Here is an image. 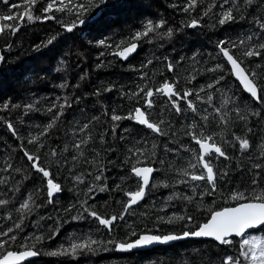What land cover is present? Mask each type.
Wrapping results in <instances>:
<instances>
[{
    "label": "trees",
    "instance_id": "1",
    "mask_svg": "<svg viewBox=\"0 0 264 264\" xmlns=\"http://www.w3.org/2000/svg\"><path fill=\"white\" fill-rule=\"evenodd\" d=\"M47 2L49 0H41L35 6L37 15H42V9ZM213 2L216 7L200 20V26L186 27L191 19L201 17ZM222 2L223 0H203L195 11L187 13L183 11L187 0H108L107 4L84 16L85 19L100 11L98 19L70 33L66 32L58 21L70 24L76 17L65 13H50L57 19L32 23L25 21L15 35L10 32L0 35V55L5 58L0 65V106L4 103L10 105L9 110L0 111V180L4 181L0 183V199L9 201L8 205L0 206V233L10 227L14 228L15 223L20 221L17 209L29 194H33L36 204L42 205L33 209L20 230L10 234L17 236V240L6 245L8 250L22 251L24 249L21 245L35 243L41 254L37 259L25 264H222L225 256L238 254L242 237L232 238L234 243L229 246L217 245L211 241L187 240L130 254L116 253L115 243H107L132 242L142 234H179L194 230L196 225L209 219L210 210H220L236 203L228 199L231 192L239 189L249 194L253 189L259 191L264 188V168L260 169L257 184L251 183L256 171L251 169V164H264L260 153V145L264 144V104L255 103L241 90L217 48L221 40L237 39L246 33L259 31L254 21L264 15V7L253 5L244 9L241 3L244 18L222 27L218 23L219 14L223 11L220 7ZM13 3L21 5L18 9H12L13 13L22 12L26 7L23 0H9L8 4L0 0V14L7 13L9 5ZM234 14L238 17L241 15L235 10ZM148 20H164L165 25L159 29V33H165L170 28L173 35L169 38L166 35L150 33L149 36L135 41L138 49L126 62L111 54L121 41H129L137 31H142ZM16 22L0 21L3 24ZM53 36L56 39L48 45L47 41ZM100 41H105L112 47L101 46ZM244 50L235 49V55L244 60L245 66L250 70L264 74V53L260 58L249 59L242 55ZM194 55L195 61L192 59ZM149 61L151 63H148ZM169 61L174 64V72L167 71ZM216 64H222L224 71L209 72L208 69ZM58 67L62 69L59 72L56 71ZM144 73H147V76L141 79ZM190 75L195 76L192 83L187 81ZM220 76L224 77L223 81L215 88L208 89L207 85L214 83ZM165 80H178L181 91L204 87L205 92L200 93L201 97L213 95V107L196 100L195 95L189 99L197 104L201 115H209L207 132L217 134V140L220 139L219 134L223 133L224 139L232 142L224 147L233 159H221L217 164L218 168H226L229 171V175L219 182L220 191L211 196H204L201 200L200 193L203 189L198 187L195 194L192 191L196 182L189 181L188 184L167 188L154 187L148 192L145 200L134 206L123 220L115 222L112 231L100 225L87 213L83 214L82 219H73L83 212L79 201L86 198L84 193L91 184L107 185L106 191L99 192L97 189L91 194L94 199L89 198L88 205L92 210L105 218L122 212L128 200L124 192L136 190L138 184L137 178L131 174V167L137 157L129 152L130 148L133 151L143 150L145 154L139 158L148 166L159 169L153 175L154 183L167 182L171 185L174 181L183 179L176 173L182 166H187L191 155L184 152L180 145L197 148L185 133L187 125L193 121L198 126L205 123L200 120L199 115L189 111L178 116L174 110L166 107L167 98L157 95L156 107L150 111L153 120L165 121L162 127L166 135L158 136L130 120H122L115 133L112 132L113 112L126 116L135 107H143V93L134 99L129 98L128 93L138 91L139 86L145 84L155 89ZM63 83H67L68 87L60 88L59 85ZM108 88L112 90L106 91ZM225 93L233 97L235 103H230L224 109L228 113V123L221 124L214 108L220 106ZM65 97L69 99L71 107L64 109V115L47 136H41L44 126L55 115L47 109L58 100L59 103H64ZM30 103L35 105V109L25 108ZM12 105L19 107H11ZM181 106L186 108L183 101ZM237 107L241 109V115L247 116V120L240 119L234 110ZM204 109H207V113ZM252 110L259 111L260 116L251 115ZM93 117L99 119L94 120ZM6 122L14 124L20 139L11 134ZM85 123L89 124L88 132L74 138L73 130ZM88 134L92 139L84 148L85 157L74 164L71 161V156L76 153L74 142ZM234 135L250 140L252 147L249 152L239 151L238 143L234 142ZM101 136L104 143L100 142ZM33 137L37 138V142L28 144V139ZM40 143L44 144L43 148H39ZM65 145L69 148L66 153L63 151ZM21 148L33 155H39L41 164L50 169L56 182L61 183L64 190L54 197L53 204L47 203L45 179L31 169ZM53 148L58 152L56 157L51 156ZM153 151L156 153V163H152L150 159ZM96 152L100 155L96 156ZM85 158L87 161L95 160L96 165L85 162ZM160 160L164 163L160 164ZM9 164L11 168L4 171ZM100 166L105 169L104 178L97 182L94 176L99 174ZM16 169L20 171L17 172ZM80 173L84 174V184L73 180V176ZM118 184L123 190L116 188ZM17 187L19 191L15 190ZM174 193L183 196L194 195L195 199L192 204L178 198L168 202L167 198ZM74 204L76 206L72 207L70 212L65 211ZM176 215H191L195 223L175 220L167 223L158 219ZM41 217L45 219L42 220ZM262 229L264 227L246 235L264 236ZM34 235H43L44 239L41 242L29 239ZM50 236L52 238H49ZM2 239L8 240V237ZM88 239L100 242L93 245L96 251L83 250L75 255L48 254L60 250L62 246L70 248L72 243H82Z\"/></svg>",
    "mask_w": 264,
    "mask_h": 264
},
{
    "label": "snow or ice",
    "instance_id": "2",
    "mask_svg": "<svg viewBox=\"0 0 264 264\" xmlns=\"http://www.w3.org/2000/svg\"><path fill=\"white\" fill-rule=\"evenodd\" d=\"M4 4H8L9 0H2ZM41 0H23V3L26 7L22 12L13 13L12 9H18L21 7L20 4H10L7 13L0 14V21H17L12 24H3L0 23V35H4L6 32H10L11 35H15L17 31H19L20 27L23 26L24 22L32 23L35 21H47V20H56L57 17L50 13H65L67 15H74L76 17L70 24H63L62 21H58L62 23V26L65 28V31L72 32L75 28L83 26L86 23L84 16L92 11L95 8H99L101 5H105L108 3V0H49L46 6L42 9V15H37L34 11L35 6L40 3ZM203 0H187L186 6L183 8L184 12L190 13L195 11V9L202 3ZM241 3L244 6V9H247L253 5H257L259 7H264V0H223L220 7L223 11L219 14L220 18L218 23L220 26H224L225 24L237 22L238 19H243V10L241 9ZM225 5H230L229 7H225ZM216 7V3L213 2L210 4L203 12L201 17L193 18L190 22L187 23L186 27L196 28L200 26V20L203 19L204 16H208L210 12H212L213 8ZM234 10L236 12H240L241 15L238 17L234 14ZM255 25L258 27L259 31H253L250 33H246L245 35L238 37L237 39H225L221 40L217 44V48L219 53L227 61V64L230 66V72L235 77L239 84L242 86L244 92L250 95V97L257 104H264V74H258L254 69H249L245 66L244 60L240 59L235 55V49L244 48L245 50L242 52V55L246 58H260L262 53H264V15L255 18ZM165 25L164 20H160L158 22H153L152 20H148L143 25L142 31H137L133 38L129 41H121L116 45V50L111 54L120 57L121 59L127 60L128 57L134 53L138 44L135 41L140 40L143 37L149 36V34H160L166 35L169 38L173 35L172 29H167L165 33H159V29L163 28ZM56 39L55 36L51 37L47 44L50 45ZM256 41V43H253ZM101 46L112 47L110 44H106L105 41L99 42ZM47 46V45H45ZM103 55V54H102ZM4 57L0 55V63L4 61ZM167 59V58H165ZM192 59L195 61L196 56L194 55ZM148 63H151L149 61ZM147 66V65H145ZM260 67V65H257ZM62 69L58 67L56 71H61ZM167 71L174 72V64L169 61L167 63ZM209 72L216 71H224V66L222 64H216L213 68L208 69ZM147 76V73H144L141 76V79H144ZM224 77H217L214 83H210L207 85L208 89L215 88L216 85L220 84L223 81ZM195 80V76H189L187 78L188 83H192ZM60 88H67V83H63L59 85ZM106 91H111V88L105 89ZM205 92V88L201 87L198 90L193 89H185L183 91L179 88V81L169 82L165 80L160 86L155 89L150 88L145 84L144 86H139V90L136 92L128 93L129 98L134 99L136 97L141 96L143 93V107H135L133 111H131L128 115L122 116L119 114L111 115V121L113 122L112 132L115 133L116 128L119 126V122L122 120H130L139 124L141 126L146 127L151 130V132L157 134L158 136H164L167 133L164 131L162 125L165 124L163 119L153 120L151 109L156 107V99L157 95H162L167 98L166 107L174 110L176 115H182L186 112H191L194 115H199L200 120L204 121L203 125H197L195 121L187 125L186 135L191 138L193 144L197 146V148H191L188 145H180V148L184 152H188L191 155V159L188 161L186 167H181L177 171V176L182 177L183 179H179L173 182V184H169L167 182H160L159 184L153 182V174L159 169L154 168L152 166H148L144 160H141L139 157L144 156V151L141 149H136L133 151L131 148L129 152H132L133 156H136V162L131 167V174L137 178L138 184L136 190L134 191H125L124 195L128 197L127 202L123 206V210L119 215H112L109 218H105L101 216L97 211L92 210L91 206L88 205V199L93 198L91 196L92 193L96 192L97 189L99 192H104L107 190V185L91 184L87 187L86 192L84 193L85 199L79 201V207L83 209V212L74 216L73 219H82L83 214L87 213L88 216L92 217L96 221L99 222L100 225L108 228L109 231L113 230V226L117 220H123L126 214H129L130 210L134 208V206L140 204L141 201L145 200L148 192L154 187H170L176 186L179 184H188L189 181L196 182L192 186V191L195 194L196 189L202 188L203 190L200 193V199L203 200L204 196H211L220 191L219 182L223 178H226L229 175V171L226 168H218L217 164L221 159L224 161H229L233 159V157L228 153L227 149L224 147L225 144L232 143L231 141H227L224 139L223 133L219 134L220 139L217 140V134L208 133V120L209 115H201L200 111L197 107V104L189 99L193 95H195L196 100L201 103H207L209 107H213V95L208 94L206 98L201 97L200 93ZM99 95V92L96 93ZM224 99L219 107L214 108L215 115L220 118L221 124H227L228 121L226 119L228 113L224 111L230 103H235V100L231 96H227L226 93L223 94ZM181 101L186 104V108L181 106ZM11 107H19V105H12ZM66 107H71V103L67 97L64 98V103H59V100L52 104L47 111L55 115L52 117L49 123H47L43 131L41 132V136H47L49 131H51L56 125L60 118L64 115V109ZM10 105L8 103H4L0 106V111L9 110ZM27 110L35 109L34 104H27L25 106ZM59 109V110H57ZM238 116H240L241 120H247V116L241 115V109L239 107L234 109ZM204 112L207 113V109H204ZM251 115L260 116V112L256 110L251 111ZM94 120H98L99 117H93ZM7 129L11 132V134L20 139L17 129L15 128L12 122H6ZM89 129V124L85 123L80 126L78 129L73 130V137L81 134L87 133ZM250 132L251 129L249 128ZM92 139L91 135L88 134L84 138L80 140H76L74 142V149L76 153L71 156V161L75 164L81 158L85 157L84 148L88 145L89 141ZM28 144H33L37 142V138L33 137L28 139ZM100 142L104 143L103 136L100 137ZM234 142L238 143L239 151L241 153L249 152L252 144L248 138H244L239 135H234ZM39 148H43L44 144L40 143ZM156 148V145H153V149ZM167 151H176L175 149H166ZM23 151V155L27 158V161L30 164L31 169H33L36 173L42 175V177L46 181V193H47V203L53 204L54 197L61 193L64 189L61 183L56 182L53 178V173L50 169L43 164H41V157L39 155H33L28 150L21 148ZM63 151L66 153L69 151L67 145L64 146ZM260 153L261 158H264V144L260 145ZM58 152L55 148L51 149V156L56 157ZM100 153L96 152V156H99ZM156 153L152 152L150 159L152 163H156L155 160ZM131 159V157H129ZM194 161V162H193ZM85 162H90L94 166L96 165V161H87L85 158ZM127 162V161H126ZM160 164H163L164 161L160 160ZM144 165V166H140ZM59 166V165H58ZM239 167V166H238ZM11 168L9 164L7 168L3 169L4 171H8ZM264 168V164L261 163H252L251 169L256 170L251 183L253 185L257 184L260 175V169ZM104 167L100 166L98 168L99 174L94 176V180L99 182L101 181L104 173ZM17 172L20 169H16ZM71 172V169L69 170ZM88 175H92V173H88ZM127 179V178H122ZM73 180L78 184H84V174L80 173L73 176ZM4 181L0 180V183ZM206 185V187H205ZM118 190H123L121 185H116ZM19 191L17 187L15 189ZM173 198L183 199L188 204H192L195 196H183L177 193L170 195L167 200L170 202ZM228 199H230L234 203L233 206L224 207L220 210L211 211L210 217L206 222L200 223L195 226L194 230L183 231L179 234H164V235H141L138 239L132 242H119L108 241L107 243H115L116 250L128 252L136 248L152 245V244H168L169 242L184 240L187 238H207L217 242L222 246L233 245L234 240L233 237H242L243 239L239 243L238 254L236 256L227 255L223 258L222 264H264V236L260 235H246L251 229H260L261 226H264V188H260L259 191L256 189L252 190V193L246 194V191H241L239 189L230 193ZM9 204L8 200L0 199V206H6ZM42 205H38L35 203L33 198V194H29L27 198L19 205L17 212L20 214V221L15 223V227L8 228L4 232L0 233V264H24V262L32 257H37L41 253L35 247V243L29 245L27 243L21 245L24 249L22 251H12L8 250L6 245L9 242H15L17 240V236L10 235L12 232L16 230H20L24 224V220L30 216L33 212L34 208L41 207ZM76 205H72L65 211H71L72 207ZM11 219V217H8ZM41 219H45V217H41ZM50 219V217H48ZM161 221L172 223L175 221H186L187 223L194 224V218L191 215H176L174 217L158 218ZM264 230V229H262ZM135 235V232L132 233ZM52 235H55V231L53 230ZM2 237H8V240L2 239ZM49 238H52L51 236ZM29 239L35 242H41L44 239L43 235H34ZM98 241L88 239L84 242H75L72 243L70 248L61 247L58 251H53L48 253L52 256L57 255H66L71 254L75 255L78 251H96L97 249L93 247V245H98Z\"/></svg>",
    "mask_w": 264,
    "mask_h": 264
},
{
    "label": "water",
    "instance_id": "3",
    "mask_svg": "<svg viewBox=\"0 0 264 264\" xmlns=\"http://www.w3.org/2000/svg\"><path fill=\"white\" fill-rule=\"evenodd\" d=\"M100 15H101V13H100V11H98V12H96L95 14H93L92 16H90V17H87V18H85V20H86V23L83 25V26H80V27H77V28H82V27H84V26H86L87 24H89V23H91V22H93V21H95L96 19H98L99 17H100ZM77 28H75V29H77ZM74 29V30H75ZM73 30V31H74ZM72 31V32H73ZM67 32V31H66ZM70 33V32H69ZM138 49V48H137ZM137 51V50H136ZM136 51L134 52V53H132L129 57H128V59L127 60H124V59H121L120 57H118V56H116L119 60H121L122 62H126V61H128L131 57H133L134 55H135V53H136ZM222 55V54H221ZM222 58H223V60L226 62V64H227V61L225 60V58L222 56ZM0 65H1V63H0ZM228 65V64H227ZM228 67H229V69H230V66L228 65ZM231 73V72H230ZM232 75V74H231ZM232 77H233V79L237 82V84L239 85V87L241 88V90L244 92V90H243V88H242V86L239 84V81H237L236 79H235V77L232 75ZM248 97H250V95L249 94H247L246 92H244ZM251 98V97H250ZM252 99V98H251ZM253 100V99H252ZM254 101V100H253ZM255 102V101H254ZM256 103V102H255ZM136 124V123H135ZM136 125H138V126H141V125H139V124H136ZM142 127H144V126H142ZM144 128H146V127H144ZM147 129V128H146ZM154 175V174H153ZM136 178V177H135ZM142 202V201H141ZM140 202V203H141ZM262 227H264V226H261V228ZM260 228V229H261ZM260 229H251V230H249V232H251V231H257V230H260ZM248 232V233H249ZM247 234V233H246ZM142 235H145V234H142ZM148 235H150V234H148ZM141 236V235H140ZM139 238V237H138ZM233 238H239V237H233ZM187 240H193V241H211V242H213V243H215V244H217V245H219L217 242H215V241H213V240H211V239H207V238H187V239H184V240H179V241H173V242H169L168 244H152V245H148V246H144V247H140V248H136V249H133V250H131V251H128V252H123V251H118V250H116V247H115V252L116 253H119V254H130V253H134V252H140V251H146V250H149V249H152V248H155V247H167V246H170V245H173V244H175V243H179V242H183V241H187ZM38 258V256L37 257H32V258H29V259H27L25 262H24V264L25 263H28V262H30V261H32V260H35V259H37Z\"/></svg>",
    "mask_w": 264,
    "mask_h": 264
},
{
    "label": "rangeland",
    "instance_id": "4",
    "mask_svg": "<svg viewBox=\"0 0 264 264\" xmlns=\"http://www.w3.org/2000/svg\"><path fill=\"white\" fill-rule=\"evenodd\" d=\"M260 236H262V235H260Z\"/></svg>",
    "mask_w": 264,
    "mask_h": 264
}]
</instances>
